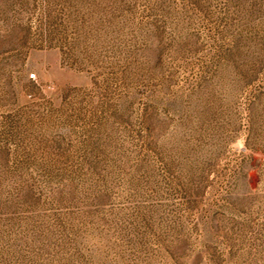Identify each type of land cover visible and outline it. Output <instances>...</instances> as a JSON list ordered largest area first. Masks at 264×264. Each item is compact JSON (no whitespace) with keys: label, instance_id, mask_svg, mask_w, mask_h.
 <instances>
[{"label":"rangeland","instance_id":"374dc122","mask_svg":"<svg viewBox=\"0 0 264 264\" xmlns=\"http://www.w3.org/2000/svg\"><path fill=\"white\" fill-rule=\"evenodd\" d=\"M0 264H264V0H0Z\"/></svg>","mask_w":264,"mask_h":264}]
</instances>
